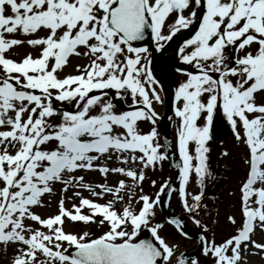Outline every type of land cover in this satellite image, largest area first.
I'll use <instances>...</instances> for the list:
<instances>
[{"label": "snow or ice", "instance_id": "snow-or-ice-1", "mask_svg": "<svg viewBox=\"0 0 264 264\" xmlns=\"http://www.w3.org/2000/svg\"><path fill=\"white\" fill-rule=\"evenodd\" d=\"M183 30L191 34L176 56L189 68L176 69L184 79L173 93V145L166 138L161 143L155 127L160 117L153 105L163 100L151 53L135 42L148 36L161 53ZM20 46L36 55L13 59ZM73 57L85 62L65 73ZM117 102L125 108L118 111ZM217 116L246 149L241 224L220 243L214 234L201 235L200 251L210 264H248L249 255L264 258V243L252 239L258 229L264 232V0H0L5 264H200L177 256L178 245L167 243L159 234L162 224L153 222L156 209L167 204L162 195L175 194L188 218L209 231L200 213L208 214V142ZM141 122L152 127L144 132ZM170 152L179 157L171 163L178 187L165 179L155 193H145V170L162 167ZM88 172L104 182H86ZM110 174L124 179L109 185ZM190 183L199 191H189ZM58 185L57 211L42 217L35 209L51 206ZM72 189L95 199L73 191L67 199L78 204L66 208L63 194ZM226 219L236 224L233 216ZM65 220L102 231L66 232ZM167 222L187 238L182 219ZM145 231L149 238L141 237Z\"/></svg>", "mask_w": 264, "mask_h": 264}, {"label": "rangeland", "instance_id": "rangeland-1", "mask_svg": "<svg viewBox=\"0 0 264 264\" xmlns=\"http://www.w3.org/2000/svg\"><path fill=\"white\" fill-rule=\"evenodd\" d=\"M137 46H147L149 48V52L151 53V55L149 56V59H152L153 58V54H152V51H151V46H150V41L149 42H145L143 44H140V45H137ZM28 52H32L33 55H36V51L34 49H30L28 48L27 46H20L19 48H15L13 50V53H12V58L13 59H20L24 54L28 53ZM170 57L171 56H175L173 55V53H169ZM85 61L80 59V58H76V57H73L71 58L70 62H69V65L64 69V72L65 73H72L74 71V66L76 64H83ZM155 78L159 81V85L160 87L157 89L159 91V94L161 95V98L162 100L164 101L165 99V89H164V85L162 83V80H160L158 77L155 76ZM181 77H178L174 74V81L177 82V85L178 83L181 81ZM164 103V102H163ZM155 111L158 113V115H161L162 113V110H163V104H154L153 105ZM117 110H122L120 107H117ZM174 115V114H173ZM173 117V116H172ZM140 129L144 132L150 130V128L152 127L151 124L147 123V122H141L140 123ZM156 127V130H157V133H158V136H159V139H160V142L162 143L161 141V138H160V133H161V127L159 125H155ZM170 135H171V143H173L174 145V138H175V125L170 121ZM232 142H234L235 144V148H232L230 147V156H231V160L234 162V164H232L233 166V171L231 176L232 175H235V180L236 182L232 181V184H235V186L233 185V200H231V203H229L230 201V198H225V202H228V204L230 205L229 206V214L228 215H232L233 214H237L236 215V224L235 225H230V226H233V229L230 228L231 230V233L232 231L236 230L237 228V224L240 223V215H239V211L236 212H232V209L234 207H237L238 209V197H239V186H240V181L241 179L243 178L244 176V164L242 163V158L246 155V149L245 147H243L244 145H242V143L240 144L241 145V149H238L236 147V143H235V140L234 138H232ZM174 153V152H173ZM175 156L177 157V159H179L178 157V154L174 153ZM109 166L110 167H117V166H122L120 165L118 162L116 163H113V162H110L109 163ZM130 167L132 165H129ZM135 167L139 168V165H136ZM78 174H82V173H78ZM85 176V181L86 182H93V183H103V179L102 177L100 176V174L98 172H88L86 174H83ZM145 175H146V179L144 180L143 182V191L147 194H153L155 193L158 188H159V185L165 180V179H169L170 181L172 180V177H173V170L171 169L170 166H168V164L166 162L163 163V166L160 167V166H157L155 168V170L149 168V169H146L145 170ZM224 175H228L227 172L224 173ZM119 179H124V177H121L119 175H112L110 174L108 177H107V183L109 185H113L116 181H118ZM151 180H155L156 181V186L153 187L151 186L150 184V181ZM225 180V179H223ZM130 183V181H128ZM59 185L57 186V192L55 195H53L50 199H51V206L48 207H43V208H37L35 209L36 212H38L42 217H47V216H50V215H53L56 213L57 211V203H58V199L59 197L61 196V193L59 192ZM188 190L195 193L198 191V188L196 187L195 183H190L188 185ZM225 190H222L223 194H225ZM73 191H80L81 192V195L84 196V197H87L89 199H95L94 197H92L88 191L84 190V189H72L70 190L69 192L63 194L65 196V207L66 208H71L72 204L73 203H77L78 204V199H76L75 197H73L72 200H68L67 197H70L73 195ZM139 190H137L138 192ZM110 197L108 196H105L104 199H100L98 200L99 203H104L107 199H109ZM46 201H47V197L45 198ZM117 207H119V205H117ZM170 208L173 209L175 212L177 211V214L182 217V214L179 210H177V208L174 206V205H170ZM26 223H29L26 221ZM153 223H161L162 224V229L160 230L159 234L165 239V241L169 244H176L178 245V250H177V253L176 255L178 256L180 253L186 251L187 249H190L192 246H193V242L189 241V240H186L182 237H180L176 232H174L170 226H168V224L163 220L162 216H161V213H160V210L159 208L156 209V217H155V220ZM36 225L33 224V227H35ZM192 227V225H191ZM64 230L67 232V231H71V232H74V233H81L83 231H90L93 235H99L100 232L102 231V229H99L97 228V226L95 224H92L90 226H86L84 225L83 223H80V222H77V223H71L67 220H65V223H64ZM146 232V231H145ZM145 232H142L141 235ZM257 232V231H256ZM255 232V237L258 239V240H262V242L264 243V232ZM258 242V241H257ZM250 249H251V246H249ZM8 252L9 254L12 253V248L9 247L8 249ZM196 259H198L200 261V264H210V261H208L205 257H203L202 255L197 257ZM247 261H248V264H264V258H260V256L258 255H249L247 257ZM0 264H5V258H4V255H3V249L0 248Z\"/></svg>", "mask_w": 264, "mask_h": 264}, {"label": "trees", "instance_id": "trees-1", "mask_svg": "<svg viewBox=\"0 0 264 264\" xmlns=\"http://www.w3.org/2000/svg\"><path fill=\"white\" fill-rule=\"evenodd\" d=\"M213 146L215 147V152ZM208 147L210 148V152L208 153V164L210 170H213V179L211 182L207 183V187L204 190L203 202L207 205L208 214L205 215L204 212H201L200 218L209 228V231L205 233V236L212 238L214 234L215 241L220 243L235 234L236 231L234 230L231 233L230 228L233 229V226L230 225H232V223L228 222L226 219V217L229 216L230 205L228 202H225V198H230L229 203L233 200V185L235 186V184H231L232 181L236 182V180L235 175L231 176V171L234 169L232 166L234 162L230 159V148L227 151L228 155L221 157L220 153L223 150L218 148L216 151L217 148L215 142L210 144ZM225 172H227L228 175H224ZM224 189H226L225 194L222 192ZM229 193H231V195ZM234 211L238 212L237 207L232 209V212ZM232 215L236 220L237 214L232 213ZM186 218L191 221L188 216ZM213 221H215V223H213Z\"/></svg>", "mask_w": 264, "mask_h": 264}, {"label": "water", "instance_id": "water-1", "mask_svg": "<svg viewBox=\"0 0 264 264\" xmlns=\"http://www.w3.org/2000/svg\"><path fill=\"white\" fill-rule=\"evenodd\" d=\"M190 34H191V30H183L177 37H175L173 39V41L171 42V46H166V51L178 46L179 43H181L183 39L189 37ZM166 51L158 53V55H159V57L161 59V66L163 67V70H164V73H165L167 91H168V95H167L168 98H167V103H166V108H165L164 119L161 122V124L164 126V131H163V134H162L163 142H164L165 138L169 141V133H168V130H167V118L170 115L171 103H172L173 93H174L173 86H172L171 81H170L169 72H168V70H167V68L165 66V63H164L165 62L164 61V55H165ZM168 161H169L170 164L176 162V160L174 159V157H173L171 152L169 154ZM174 172H175V177H174V179L172 181V187L176 188L177 187V182H178V172L175 169H174ZM170 198L168 196H166V195H163L162 200L167 201V204L166 205L162 204L160 206V208H161V210H162V212H163V214H164V216H165L167 221H168L169 218H172L170 216V214H169V211H168V202H169ZM182 228H183V231H185L188 234L187 238L191 239V240H196L197 243H198V246H199V248L193 249V250H189V251H187L184 254L186 259H190V258H193L197 253H201V251H200L201 244H200V241H199V237L202 234L199 233V232H196L194 230L187 229L185 227V225H183V224H182ZM143 238H149V235H145Z\"/></svg>", "mask_w": 264, "mask_h": 264}, {"label": "bare ground", "instance_id": "bare-ground-1", "mask_svg": "<svg viewBox=\"0 0 264 264\" xmlns=\"http://www.w3.org/2000/svg\"><path fill=\"white\" fill-rule=\"evenodd\" d=\"M152 66H153L154 74H155L157 77H159V78L161 79V78H162V72H161V69H160L159 67L155 66L154 63H153ZM168 68H169V65H168ZM169 212H170L171 216H173L174 218L179 219V215L177 214V212L173 211V210L170 209V208H169ZM187 228H188V227H187ZM194 247H196V244H194V245L192 246V248H194Z\"/></svg>", "mask_w": 264, "mask_h": 264}]
</instances>
